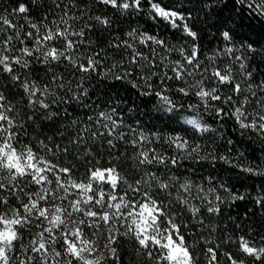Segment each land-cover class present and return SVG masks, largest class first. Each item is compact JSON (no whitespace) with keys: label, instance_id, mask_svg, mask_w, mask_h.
Returning <instances> with one entry per match:
<instances>
[{"label":"snow or ice","instance_id":"6c2138e0","mask_svg":"<svg viewBox=\"0 0 264 264\" xmlns=\"http://www.w3.org/2000/svg\"><path fill=\"white\" fill-rule=\"evenodd\" d=\"M0 264H264V0H0Z\"/></svg>","mask_w":264,"mask_h":264},{"label":"trees","instance_id":"16d2710c","mask_svg":"<svg viewBox=\"0 0 264 264\" xmlns=\"http://www.w3.org/2000/svg\"><path fill=\"white\" fill-rule=\"evenodd\" d=\"M253 148H256V146L255 145H252V146H250V148H249V155L251 156V154H252V152H251V149H253ZM256 156H259L260 155V152H259V150L257 149L256 151H255V153H254ZM237 183V186L239 187V182H236ZM249 184L251 183V182H248ZM241 191H243V189L241 188L240 189ZM242 210V209H241Z\"/></svg>","mask_w":264,"mask_h":264}]
</instances>
